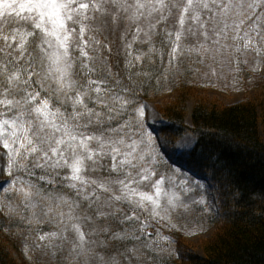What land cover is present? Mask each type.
I'll return each instance as SVG.
<instances>
[{"label": "snow or ice", "instance_id": "obj_1", "mask_svg": "<svg viewBox=\"0 0 264 264\" xmlns=\"http://www.w3.org/2000/svg\"><path fill=\"white\" fill-rule=\"evenodd\" d=\"M161 28L177 75L264 62V0H0V213L51 226L38 239L54 264H167L155 226L201 203L156 167L144 77L113 71L142 59L135 43L156 52Z\"/></svg>", "mask_w": 264, "mask_h": 264}, {"label": "trees", "instance_id": "obj_2", "mask_svg": "<svg viewBox=\"0 0 264 264\" xmlns=\"http://www.w3.org/2000/svg\"><path fill=\"white\" fill-rule=\"evenodd\" d=\"M163 32L161 28L153 37L156 52L149 54V45L135 43L129 51L132 57L143 54L142 59L134 61L135 67L129 68L125 66V56L121 55L113 61L118 65L113 71L121 73L124 81L130 74L140 73L144 77L137 79L135 96L141 105L164 92L180 91L175 100L159 109L165 122L148 124L142 118L145 132L154 141L156 167L160 174L181 170L207 182L219 202L217 213L200 199V204L192 206V213L173 220L177 227L171 228L165 223L155 226L167 237L162 243L171 253L163 259L167 264H264V95L258 101L244 100L230 105L197 101L192 111V125L185 122L187 90L210 86L232 91L252 86L264 88V62L258 65L257 75L246 65L240 71L217 68L216 76H205L203 71L197 75L187 62L177 75L174 70H168L166 56L161 66L160 52L168 51L162 48ZM80 79L76 77L78 83ZM187 132L196 136V142L192 148L179 151L176 142ZM39 175L37 170L36 176ZM36 176L31 179L36 181ZM45 180L38 183L48 189ZM216 225L212 238L202 242L203 256L194 252L191 243L184 239L189 230L205 231ZM51 230L46 224H40L37 230L36 225L13 221L0 213V264H20L9 242L18 249L24 241L30 245L29 264H54L41 248L44 242L38 239Z\"/></svg>", "mask_w": 264, "mask_h": 264}, {"label": "rangeland", "instance_id": "obj_3", "mask_svg": "<svg viewBox=\"0 0 264 264\" xmlns=\"http://www.w3.org/2000/svg\"><path fill=\"white\" fill-rule=\"evenodd\" d=\"M251 72L256 75L260 73L258 68L256 69V71H253L251 68ZM179 93L180 91L174 90L164 92L157 98L147 99L143 104L144 106H146L145 115L143 119L148 124H158L165 122L166 118H164L163 114L160 112L159 109L166 103L175 100ZM186 93L188 100L186 102L185 122L188 125H192V111L197 101L203 100L225 105L235 104L244 100L258 101L259 96L264 95V88L252 86L232 91L227 90L225 88L219 89L215 86H210L206 88H192L191 90H187ZM195 142L196 136L192 132H187L177 141L176 148L179 151H184L192 148ZM0 164H3L6 168V160L0 161ZM96 173L89 172L88 175L95 178L98 175ZM163 174L172 177V179L175 180L177 184H181V186L185 189H194L195 192H190V195L198 194V200L201 199L202 201H204L207 207L213 212H218L219 202L217 195L215 194L214 189L207 182L195 180L189 177L186 172L179 170H172L169 173L165 172L162 173V175ZM10 179L11 177L7 175L6 171L4 173H0V181H7ZM165 186L170 187L167 184ZM163 223L164 222H161L160 226H163ZM218 225L213 226L205 231L189 230L187 234L184 235V239L191 243L194 252L198 253L200 256H203L204 252L202 248V242L208 240L209 238H212L218 228ZM9 245L12 249L13 256L20 264H29L31 262V254L29 252L30 245L28 242L24 241V244L18 249L14 247L12 242H9Z\"/></svg>", "mask_w": 264, "mask_h": 264}]
</instances>
